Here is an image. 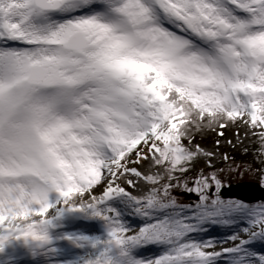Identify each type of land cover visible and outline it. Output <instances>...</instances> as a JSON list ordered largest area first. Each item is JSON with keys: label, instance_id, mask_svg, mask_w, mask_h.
<instances>
[{"label": "snow or ice", "instance_id": "6c2138e0", "mask_svg": "<svg viewBox=\"0 0 264 264\" xmlns=\"http://www.w3.org/2000/svg\"><path fill=\"white\" fill-rule=\"evenodd\" d=\"M229 127L258 167L195 142ZM242 169L264 187V0H0V264H264Z\"/></svg>", "mask_w": 264, "mask_h": 264}, {"label": "rangeland", "instance_id": "374dc122", "mask_svg": "<svg viewBox=\"0 0 264 264\" xmlns=\"http://www.w3.org/2000/svg\"><path fill=\"white\" fill-rule=\"evenodd\" d=\"M236 132L237 129L235 127H229L227 129H224V136L218 137L214 131L211 130H205L202 133H200L197 136L196 143H199L202 148H204L207 151H213L217 152L220 157H223V155L227 154L230 158H237V160H234L237 164H242L246 162V157H251L253 153V149L257 147V142L254 137L248 135H245L246 129L241 127L239 129L240 132V141L242 143L237 142L236 138ZM220 140V144L217 147L216 141ZM231 140L232 144L227 143V141ZM235 145V147H233ZM248 148V153H243V149ZM218 167H226V165L222 162V160L218 163ZM243 171V169L241 170ZM221 179L224 181L225 186L232 184V183H238V182H245V181H254L258 182V177L254 175L252 172L249 171H243V174L241 172H235V173H229L225 172ZM131 191V189H129ZM178 198L183 203H194L197 199L196 195L194 193H187L184 192L183 194H180L177 192ZM260 202V201H257ZM255 203V202H254ZM210 237L215 238L221 243L217 244V250H219L220 247H227L230 245L223 244L222 241L225 238L226 235H229L230 233L225 232L223 229H220L218 227H213L209 229ZM209 237H206V239ZM145 255H152L151 252L145 253Z\"/></svg>", "mask_w": 264, "mask_h": 264}, {"label": "water", "instance_id": "95a60500", "mask_svg": "<svg viewBox=\"0 0 264 264\" xmlns=\"http://www.w3.org/2000/svg\"><path fill=\"white\" fill-rule=\"evenodd\" d=\"M225 187L227 189L224 193L226 197L238 198L248 202L264 201V187H261L258 182H238Z\"/></svg>", "mask_w": 264, "mask_h": 264}, {"label": "trees", "instance_id": "16d2710c", "mask_svg": "<svg viewBox=\"0 0 264 264\" xmlns=\"http://www.w3.org/2000/svg\"><path fill=\"white\" fill-rule=\"evenodd\" d=\"M233 160H237V158H232ZM246 162H248V163H252L253 164V167L255 168V167H258V165H256L255 163H254V160H253V155H251V157H246ZM256 180H258V179H256ZM259 181V180H258Z\"/></svg>", "mask_w": 264, "mask_h": 264}]
</instances>
